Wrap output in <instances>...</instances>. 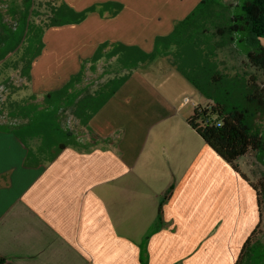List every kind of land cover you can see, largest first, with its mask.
Returning <instances> with one entry per match:
<instances>
[{
    "label": "crops",
    "instance_id": "obj_1",
    "mask_svg": "<svg viewBox=\"0 0 264 264\" xmlns=\"http://www.w3.org/2000/svg\"><path fill=\"white\" fill-rule=\"evenodd\" d=\"M185 1L171 15L183 20L202 0ZM122 16L71 31L66 63L92 62L75 87L73 71L63 75L68 142L44 158L39 138L0 130L4 264H235L257 227L264 235L254 153L233 168L188 123L202 104L179 102L177 89L146 88L122 62L143 63L142 49H155H147L148 33L174 31L179 19L150 27ZM99 39L119 43L124 57L113 48L96 59ZM17 111L0 126L29 124Z\"/></svg>",
    "mask_w": 264,
    "mask_h": 264
},
{
    "label": "rangeland",
    "instance_id": "obj_2",
    "mask_svg": "<svg viewBox=\"0 0 264 264\" xmlns=\"http://www.w3.org/2000/svg\"><path fill=\"white\" fill-rule=\"evenodd\" d=\"M212 1L214 16L207 17L205 22L198 24L193 23V19L180 24L186 17L181 20L178 15L171 13L178 11V4L186 2L185 0H172L169 8L162 5L163 0H31L26 5L24 0H0L1 22L7 27L6 31L12 34L4 48V51L12 52L6 58L0 57V109L4 111H0V121H10L11 109H17V113L30 122L12 127L0 126V130H22V133L39 138L44 144V158L52 156L61 148L63 142H68L69 123L61 113L63 75L73 71L69 81H72L70 87H75L80 72L85 71L88 62H92V59H84L79 67L66 63V55L74 45L68 44L71 31L75 30L74 26L117 24L122 20V15L126 14L130 24L138 23L150 27H166L170 18L181 20H175L177 29L174 31L157 33V37H152L151 32L148 33L150 36L146 41L149 46L147 49L150 50L152 46L155 49L154 53L148 51L146 54L140 48L144 53V64L136 62L134 56L122 61L128 63L123 64L128 68L139 70L136 72L142 76L141 81L146 84V88L152 87L160 91L172 89L174 93V89H177L179 102L185 103L187 98L190 108H193L192 102L202 105L207 102H223L228 110L233 106L248 108L249 123L264 139V111L258 114L255 105L248 103L246 99L247 81L256 85L259 91L264 89V69L256 67L248 60L247 52L252 47L248 39L244 36L241 38L238 34L219 35L217 31V28L222 27L221 16L227 14L228 19L239 11L241 0ZM24 7L28 9L24 11L28 14L27 18L19 20L21 13L10 14L14 9L24 10ZM155 14L158 16L155 17ZM3 33L0 24V35ZM240 39L242 43L239 42ZM118 44L111 40H100L99 49L95 51L96 59L101 55L105 58L113 48L123 58L124 51L116 48ZM261 44L264 45V39ZM109 56L111 55L107 57ZM34 74H37L36 78ZM134 77L136 79L138 76ZM88 82H91L90 79ZM33 90L43 92L34 95ZM33 156L40 158L38 155ZM253 158L252 178L257 182L264 175V150L254 152ZM245 159L239 161L240 167ZM247 177L251 179L250 172ZM260 241L264 243V235Z\"/></svg>",
    "mask_w": 264,
    "mask_h": 264
},
{
    "label": "trees",
    "instance_id": "obj_3",
    "mask_svg": "<svg viewBox=\"0 0 264 264\" xmlns=\"http://www.w3.org/2000/svg\"><path fill=\"white\" fill-rule=\"evenodd\" d=\"M30 1L24 0V4ZM212 4H214L212 0H202L201 6L193 10L180 24H185L187 20L189 22L192 19L196 24L201 21L205 22L207 17L215 15L211 9ZM236 7L238 8V5ZM240 7V10L228 19L227 14H222V27L217 28L218 34L228 36L238 34L241 38L244 36L246 40L248 39L252 45L247 52L248 60L256 67L264 69V47L260 42L264 39V0H241ZM27 10L25 8L21 11ZM21 11L14 9L9 12L12 15L21 13L19 20H23L28 17V14ZM0 24L4 31L0 35V51L2 52L0 57L6 58L12 50L4 51L7 47L5 43L11 39L12 34L6 31L7 27L1 22V18ZM230 40L233 41L231 38ZM239 42L242 43V39ZM118 85L117 82L115 86ZM246 85L248 103L255 105L256 112L261 114L264 111V89L259 91L256 85L248 81ZM249 115L248 108L233 106L231 110H228L223 102H207L206 105H199L195 108L188 123L223 160L236 169L235 163L239 158L264 150V139L261 134L253 130L248 121ZM252 186L257 194L260 210L264 212V175L259 177ZM260 239L261 232L257 227L246 240L235 264H264V243ZM5 262V259L0 258V264Z\"/></svg>",
    "mask_w": 264,
    "mask_h": 264
}]
</instances>
